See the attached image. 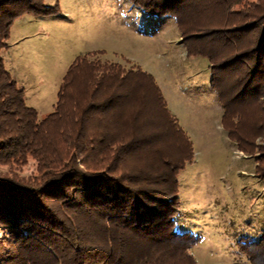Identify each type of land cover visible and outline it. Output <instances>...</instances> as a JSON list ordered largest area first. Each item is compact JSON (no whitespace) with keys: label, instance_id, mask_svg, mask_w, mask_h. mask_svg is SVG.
Masks as SVG:
<instances>
[{"label":"trees","instance_id":"trees-1","mask_svg":"<svg viewBox=\"0 0 264 264\" xmlns=\"http://www.w3.org/2000/svg\"><path fill=\"white\" fill-rule=\"evenodd\" d=\"M130 1L171 17L187 56L208 61L223 126L239 151L257 153L264 183V0ZM60 13L58 2L0 0V166L35 165L31 176L0 174V264H199L189 249L201 236L175 228L193 144L152 75L88 52L40 115L6 68L14 21ZM237 245L264 264V229Z\"/></svg>","mask_w":264,"mask_h":264},{"label":"rangeland","instance_id":"rangeland-1","mask_svg":"<svg viewBox=\"0 0 264 264\" xmlns=\"http://www.w3.org/2000/svg\"><path fill=\"white\" fill-rule=\"evenodd\" d=\"M56 2L59 20L50 17L38 32L45 31L46 37L31 38L25 45V34L16 33L22 21L15 20L7 51L18 47L22 54L9 63L2 52L6 68L24 88L27 105L40 115L52 110L67 67L88 52L104 63L140 66L152 75L193 144L192 160L177 176L176 230L201 236L189 249L199 264H250L237 241L243 236L257 239L264 229V183L253 173L257 153L239 151L223 126L222 105L203 64L209 66L208 61L183 53L186 48L171 17L147 15L130 0H44L47 5ZM72 27L80 29L79 37L69 36ZM32 43L36 44L27 57L25 46ZM12 169L0 166V174L31 176L35 165L29 161Z\"/></svg>","mask_w":264,"mask_h":264},{"label":"crops","instance_id":"crops-1","mask_svg":"<svg viewBox=\"0 0 264 264\" xmlns=\"http://www.w3.org/2000/svg\"><path fill=\"white\" fill-rule=\"evenodd\" d=\"M17 20H19V21H22L21 23L19 22V24H17V29H16V33H24L25 35H21L22 37H23V40L25 41V45H26V42H28V40L29 39H33V38H37V39H43V38H41V36L42 37H46L45 35H46V33H45V31L44 32H40V34L38 33L39 31H41V27H40V25L43 23V24H45L43 21H45V20H50L49 18H47V19H45V18H40V17H35V16H33V15H27V16H23V17H21V18H18ZM16 20V21H17ZM54 20H59V19H57V18H55ZM64 20H66V21H68L69 22V19L68 18H66V19H64ZM33 23V24H32ZM36 23V24H35ZM42 24V25H43ZM72 30H74V32H72L71 33V35H69V36H72V37H79V35H80V29H75V28H73L72 27ZM11 33V32H10ZM19 36V35H18ZM18 36H16V37H18ZM68 36V37H69ZM19 41H21V40H19ZM68 41H69V39H68ZM35 42H37V40L35 41ZM34 44H36V43H32V45H27V46H25V49H28L27 51L25 50V52H26V55H27V57H29V56H31L32 54H31V52L30 51H32V48H33V45ZM12 45H14V41H13V43H12ZM17 48L18 47H16L15 48V52H12V51H5L7 54H6V60L10 63V62H14L13 61V58L14 57H16V54H17V59H19L18 58V54L19 55H21L22 54V52H21V50L20 51H18L17 50ZM14 49V48H13ZM183 53H185L186 54V52H183ZM187 55V54H186ZM188 57V56H187ZM7 61H6V63H7ZM205 66H207V68H208V64H206V63H203ZM63 71V70H62ZM62 71H61V73H62ZM207 75V74H206ZM61 82V81H60ZM233 148H235V147H233ZM237 150V149H236ZM243 154V153H242Z\"/></svg>","mask_w":264,"mask_h":264}]
</instances>
